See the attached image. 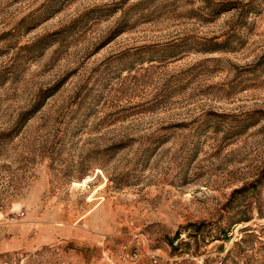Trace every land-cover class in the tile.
<instances>
[{
	"label": "rangeland",
	"instance_id": "1",
	"mask_svg": "<svg viewBox=\"0 0 264 264\" xmlns=\"http://www.w3.org/2000/svg\"><path fill=\"white\" fill-rule=\"evenodd\" d=\"M0 264H264V0H0Z\"/></svg>",
	"mask_w": 264,
	"mask_h": 264
}]
</instances>
